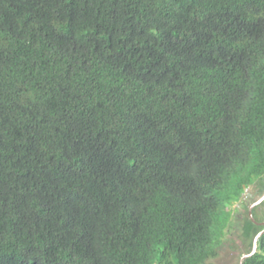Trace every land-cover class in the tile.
Instances as JSON below:
<instances>
[{
  "label": "trees",
  "instance_id": "1",
  "mask_svg": "<svg viewBox=\"0 0 264 264\" xmlns=\"http://www.w3.org/2000/svg\"><path fill=\"white\" fill-rule=\"evenodd\" d=\"M253 185L264 0H0V264H213Z\"/></svg>",
  "mask_w": 264,
  "mask_h": 264
},
{
  "label": "rangeland",
  "instance_id": "2",
  "mask_svg": "<svg viewBox=\"0 0 264 264\" xmlns=\"http://www.w3.org/2000/svg\"><path fill=\"white\" fill-rule=\"evenodd\" d=\"M261 194L258 186L253 185L246 190V194L243 197L246 203L242 200L240 204H246L247 207V205L257 200ZM236 206H239V203H236ZM254 216L257 221H264V204L254 212ZM229 238L231 241L227 240L219 251L218 256L211 260L213 264H235L243 251L248 248L249 242L244 240L240 226L229 231Z\"/></svg>",
  "mask_w": 264,
  "mask_h": 264
},
{
  "label": "water",
  "instance_id": "3",
  "mask_svg": "<svg viewBox=\"0 0 264 264\" xmlns=\"http://www.w3.org/2000/svg\"><path fill=\"white\" fill-rule=\"evenodd\" d=\"M263 201H264V190H263L261 196L249 205V209H248L250 218L253 220V222H255L258 225H264V221H257L255 219L254 214H253V209H254V207L260 205ZM263 234H264V229H262L260 232L257 233V235L255 236V238L253 240L252 250L250 252H247V253H244L241 255L240 260H239V264H243V262L246 258L252 256L256 252L257 247H258V240L261 237V235H263ZM200 264H202V263H200Z\"/></svg>",
  "mask_w": 264,
  "mask_h": 264
},
{
  "label": "flooded vegetation",
  "instance_id": "4",
  "mask_svg": "<svg viewBox=\"0 0 264 264\" xmlns=\"http://www.w3.org/2000/svg\"><path fill=\"white\" fill-rule=\"evenodd\" d=\"M264 226V225H263Z\"/></svg>",
  "mask_w": 264,
  "mask_h": 264
}]
</instances>
